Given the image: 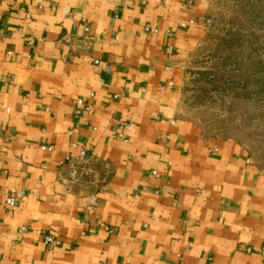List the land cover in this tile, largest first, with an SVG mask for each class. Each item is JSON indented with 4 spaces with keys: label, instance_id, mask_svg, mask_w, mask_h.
Masks as SVG:
<instances>
[{
    "label": "crops",
    "instance_id": "1",
    "mask_svg": "<svg viewBox=\"0 0 264 264\" xmlns=\"http://www.w3.org/2000/svg\"><path fill=\"white\" fill-rule=\"evenodd\" d=\"M207 4L0 0L1 264H264V172L178 114ZM73 143L99 159L76 180Z\"/></svg>",
    "mask_w": 264,
    "mask_h": 264
},
{
    "label": "rangeland",
    "instance_id": "2",
    "mask_svg": "<svg viewBox=\"0 0 264 264\" xmlns=\"http://www.w3.org/2000/svg\"><path fill=\"white\" fill-rule=\"evenodd\" d=\"M207 5L199 40L182 57L179 118L234 141L264 172V0Z\"/></svg>",
    "mask_w": 264,
    "mask_h": 264
},
{
    "label": "built area",
    "instance_id": "3",
    "mask_svg": "<svg viewBox=\"0 0 264 264\" xmlns=\"http://www.w3.org/2000/svg\"><path fill=\"white\" fill-rule=\"evenodd\" d=\"M165 1V0H164ZM191 2V1H189ZM199 21L197 18H191L189 20V23L190 24H197ZM205 22L209 23L211 22V19L210 18H205ZM189 23H181V26L182 27H186L187 24ZM145 28L147 30H150L152 32H157L158 31V28L157 27H154L150 24H147L145 26ZM90 30H91V27L88 25L85 27V31H86V36L87 37H92L90 36ZM8 36V32L0 27V45L1 43L4 41V39ZM8 54H11L12 51L11 50H8L7 51ZM94 62L96 64H100L101 63V59L99 58H96L94 60ZM111 68V65H106V69H110ZM94 96V93H90V97H93ZM116 97H118L119 95L116 94L115 95ZM75 104H76V109H75V115L76 116H80L82 115L83 112L87 111H91L92 110V107H93V103L88 101L87 98L85 97H78L74 100ZM125 129H131V124L130 123H126V124H120L118 126L117 129H115L113 131V135L116 136V137H119L123 140H128V137L127 135L124 133V130ZM170 140V136L169 135H166L165 137H163L162 141L164 143H168ZM72 146L74 148H76L78 150V153L75 154V155H66L65 158L61 161V164L62 165H65V164H68L70 165L71 167V171H70V174L72 176V178H74L75 180L80 177V176H84V175H87L89 173V166L93 163V161H96V160H99L97 157H93L92 155H90L88 153V150H87V147L85 146H82V145H79L78 143H73ZM42 148L43 149H47V150H51L52 149V146H45V145H42ZM152 175L154 176H159V171L157 169H153L151 171ZM23 196L22 192L21 191H16L15 195H11L7 198V202L9 204H13L16 202L17 198ZM95 205V199L94 198H91L90 199V204H89V208H92L93 206ZM187 220H185L186 222ZM22 229L24 230L25 227H22ZM44 242L47 244V245H60L61 244V240L56 237L54 234H52L51 232H44ZM263 253H264V248H263ZM1 264V263H0ZM208 264H212V262L210 261Z\"/></svg>",
    "mask_w": 264,
    "mask_h": 264
}]
</instances>
